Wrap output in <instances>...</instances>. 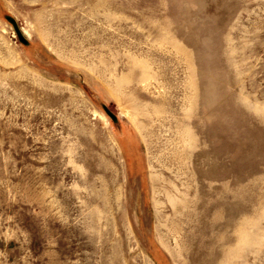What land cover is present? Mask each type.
<instances>
[{
  "label": "rangeland",
  "instance_id": "rangeland-1",
  "mask_svg": "<svg viewBox=\"0 0 264 264\" xmlns=\"http://www.w3.org/2000/svg\"><path fill=\"white\" fill-rule=\"evenodd\" d=\"M0 264H264V0H0Z\"/></svg>",
  "mask_w": 264,
  "mask_h": 264
},
{
  "label": "water",
  "instance_id": "water-1",
  "mask_svg": "<svg viewBox=\"0 0 264 264\" xmlns=\"http://www.w3.org/2000/svg\"><path fill=\"white\" fill-rule=\"evenodd\" d=\"M11 23L13 24V26H15V23H14L13 20H11ZM18 36H19V38H20V40H21L22 42H25V40L21 37V35H20L19 33H18ZM111 117H112L113 120L116 119V118H115L114 116H112V115H111Z\"/></svg>",
  "mask_w": 264,
  "mask_h": 264
}]
</instances>
